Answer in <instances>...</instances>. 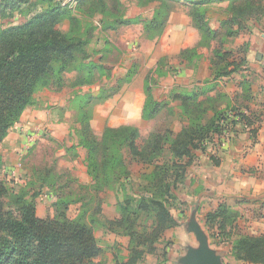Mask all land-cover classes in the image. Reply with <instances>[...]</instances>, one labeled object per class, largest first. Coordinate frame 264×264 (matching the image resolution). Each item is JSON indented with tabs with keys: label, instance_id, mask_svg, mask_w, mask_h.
<instances>
[{
	"label": "rangeland",
	"instance_id": "374dc122",
	"mask_svg": "<svg viewBox=\"0 0 264 264\" xmlns=\"http://www.w3.org/2000/svg\"><path fill=\"white\" fill-rule=\"evenodd\" d=\"M193 1L202 2L199 7L209 33L196 25L192 7L197 5L192 0H93L88 4V0L52 1L53 4L70 5L80 20L73 27L68 20L57 27L64 33L73 29L75 36L86 41V54H79L76 64L84 61L103 65V76L94 68L90 82L78 84L79 80L88 79L89 70H77L72 66L64 74L62 86L51 85L35 95L33 105L22 113L14 126L22 142L15 152L17 158L9 164L4 162L3 178L16 192L27 195L26 198L34 203L37 215L43 219L55 216L58 194L74 202L68 213L71 218L81 214L88 218L100 207L95 233L103 252L95 264H113L117 254L127 256L129 239L112 234L104 227L106 219L120 217L119 204L124 201L125 194L117 187L97 191L93 186L88 174V150L80 145L81 99L85 95L94 97L88 102L87 112L91 114L95 134L101 139L106 128H116L114 117L123 118L129 106L135 109L139 105L140 98H130L129 91L143 92V84L148 79L155 99L164 102L166 108L154 120L133 124L139 128L140 144L145 147L154 132L166 129L171 122L174 131L185 126L186 118L180 117L183 102L181 98L174 99L175 95L185 97L196 93L210 110L223 105L226 98L220 93V80L215 77L216 65L220 68L227 64V58H221L224 53L231 52L238 59L244 58L247 40L252 36L264 37V0ZM248 1L261 9L259 13L234 19L233 10L245 9ZM49 3L42 0L3 2L0 4V29L26 23ZM157 10L161 13L163 27L158 35L159 28L151 26ZM133 66L138 74L132 83H124ZM117 83L120 87L117 94L98 100L103 87L117 89ZM205 84L208 90L204 88ZM215 91L219 92L215 94ZM171 104L174 105L172 108ZM188 105L192 108V101ZM177 108L175 118L171 117L169 110ZM32 137L34 141L30 144ZM129 170L128 193L140 195L146 190L152 167L133 164ZM199 171L194 167L189 170L178 198L171 200L170 209L178 226L165 233L157 243L155 253L141 264H186L189 250L199 247L191 230L192 216L196 212L193 187L203 182ZM205 204L204 201L199 209L201 228L209 236L212 249L221 252L225 262L229 263L232 240L219 237L217 225L209 228L205 224ZM150 223L151 218L148 225ZM246 229L248 232L243 228L242 231L257 232L247 225Z\"/></svg>",
	"mask_w": 264,
	"mask_h": 264
},
{
	"label": "trees",
	"instance_id": "16d2710c",
	"mask_svg": "<svg viewBox=\"0 0 264 264\" xmlns=\"http://www.w3.org/2000/svg\"><path fill=\"white\" fill-rule=\"evenodd\" d=\"M17 0H0V4H13ZM50 1L47 8L29 21L20 25H11L0 29V264H95L103 250L96 238V217L100 207L88 218L83 214L75 218L69 216L74 203L65 195L58 194L54 204L55 216L46 219L37 215L33 202L23 192H16L3 178L4 157L1 145L9 136L22 113L34 103L35 95L51 85L62 86L64 74L74 66L77 70H89L88 79L78 84L89 83L93 69L97 68L103 76V65L94 62H78L79 54H86V41L69 32H60L57 27L66 20L73 27L80 23L70 5L62 6ZM93 0H88L87 4ZM201 2V1H200ZM192 15L196 25L209 33L204 24L199 4L192 0ZM192 4V5H193ZM245 9L233 10L234 19L243 15L257 14L261 9L253 7L248 1ZM160 11H156L151 26L162 31ZM214 33V32H213ZM226 65L218 68L217 79L230 76L245 66L244 58H236L224 53ZM230 58V61H229ZM133 66L124 83H131L138 74ZM105 86L98 94V100H104L120 90ZM114 85V86H116ZM249 86L246 87V89ZM145 104L142 117L146 121L154 120L166 108L164 102L155 99L148 79L144 84ZM91 95H85L81 102L80 145L88 150V174L97 191L105 187H117L124 195L119 204L120 217L104 221V227L118 236L129 239L128 255H116L113 264H141L157 250V243L165 233L178 222L171 212V200L178 198L180 187L194 164L196 151L205 153L207 145L216 143L221 137L233 133L236 121L232 118L243 116L234 110L217 112L215 117L205 122L210 110L196 93L174 99H182L183 115L186 124L179 132L171 124L164 130H157L145 147L140 144V130L133 125L108 127L101 139L97 137L91 124V114L87 112ZM192 101V108L187 103ZM85 102V103H84ZM213 109H216L214 107ZM174 117V110L170 109ZM210 160L218 164L215 157ZM148 165L152 167L145 191L134 196L128 193L130 165ZM145 217L144 220L141 219ZM151 223L148 225V220ZM207 226L217 225L219 237L231 241V256L238 261L264 264V235L234 233L235 217L226 205H220L216 212L209 213ZM231 227V231H228Z\"/></svg>",
	"mask_w": 264,
	"mask_h": 264
},
{
	"label": "crops",
	"instance_id": "0c3cea01",
	"mask_svg": "<svg viewBox=\"0 0 264 264\" xmlns=\"http://www.w3.org/2000/svg\"><path fill=\"white\" fill-rule=\"evenodd\" d=\"M246 43L245 66L230 76L219 78V90L226 102L216 109L209 110L205 122L214 118L217 112L232 110L241 114L243 119L232 118L236 121L234 131L231 135L226 132L220 141L216 139L219 145L210 143L205 153L195 152L196 158L191 168L200 170L199 176L203 182L193 187L192 196L194 195L196 201V212L192 216V222L201 227L199 209L205 201L207 204L203 211L206 212V225L208 214L216 212L220 205H226L235 217L234 233H247V225L257 231L247 234L264 235V37L252 36ZM207 86L204 85L206 90ZM247 86L249 87L246 89ZM129 93L130 98L139 97L140 103L135 109L132 105L129 106L126 111L128 113L123 118L114 117L112 120L115 127L133 125L139 121L149 122L142 117L146 100L144 89L140 93L130 89ZM173 106L171 104L170 108ZM173 110L178 111V108ZM38 121L40 122V119ZM20 142L22 141L14 128L1 145L5 163H12L17 158L15 152ZM211 157H215L218 164L210 160ZM242 228L247 232L242 231ZM228 229L232 230L231 227ZM192 234L196 237L194 231ZM207 237L210 239L208 235ZM100 247L102 248L101 245ZM216 253L221 257L222 264H252L238 261L232 256L229 263H226L223 254L219 251Z\"/></svg>",
	"mask_w": 264,
	"mask_h": 264
},
{
	"label": "water",
	"instance_id": "95a60500",
	"mask_svg": "<svg viewBox=\"0 0 264 264\" xmlns=\"http://www.w3.org/2000/svg\"><path fill=\"white\" fill-rule=\"evenodd\" d=\"M191 230L196 234L199 247L189 250L186 264H222L221 257L212 249L203 229L196 222H192Z\"/></svg>",
	"mask_w": 264,
	"mask_h": 264
},
{
	"label": "built area",
	"instance_id": "2783aa9c",
	"mask_svg": "<svg viewBox=\"0 0 264 264\" xmlns=\"http://www.w3.org/2000/svg\"><path fill=\"white\" fill-rule=\"evenodd\" d=\"M31 141H32V142L34 141V138H33V137L29 139V143H30V144H31ZM31 146H32V145H31Z\"/></svg>",
	"mask_w": 264,
	"mask_h": 264
}]
</instances>
